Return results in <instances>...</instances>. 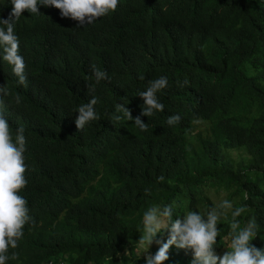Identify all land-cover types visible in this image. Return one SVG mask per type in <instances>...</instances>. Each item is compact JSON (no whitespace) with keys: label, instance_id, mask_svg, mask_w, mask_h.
<instances>
[{"label":"trees","instance_id":"16d2710c","mask_svg":"<svg viewBox=\"0 0 264 264\" xmlns=\"http://www.w3.org/2000/svg\"><path fill=\"white\" fill-rule=\"evenodd\" d=\"M39 13L15 24L26 83L0 58L4 115L13 134L25 129L20 195L37 216L6 264H145L138 240L149 207L171 204L176 218L224 199L245 206L237 219L256 223L252 243L264 248V0H119L84 26ZM93 65L107 79L96 83ZM160 76L164 110L142 116L141 131L115 105L127 103L135 117L139 92ZM87 83L99 119L78 130ZM231 219L229 210L218 222V253L228 249ZM167 239L161 230L148 251ZM168 256L164 264L192 260L175 245Z\"/></svg>","mask_w":264,"mask_h":264},{"label":"clouds","instance_id":"9594fccd","mask_svg":"<svg viewBox=\"0 0 264 264\" xmlns=\"http://www.w3.org/2000/svg\"><path fill=\"white\" fill-rule=\"evenodd\" d=\"M119 0H0V58L12 66V72L18 77L19 84L26 83V64L19 54V38L15 33V24L22 18L40 16V11L52 9L59 20L72 25L84 26L93 23L96 19L114 12ZM95 82L107 79V73L95 65L92 66ZM143 79V77H141ZM189 82H178L184 87ZM168 86L165 76L148 81L146 90L139 92L144 103L141 112L135 117L126 107L127 103L118 102L116 111L123 113L130 121H134L141 131H147L148 125L141 119L142 116L150 117L156 111H163L164 105L159 101L157 93ZM95 88L87 83V93L91 99L78 106L75 110L78 115L75 125L82 130L86 124L99 119L95 111L98 98L92 95ZM8 90L0 85V264H6L9 259V249L18 247V241L24 235V228L33 218L28 208L25 197L20 191L27 185L25 178L26 164L24 153L26 151V137L23 126L16 128L15 133L10 128L9 121L4 115V97ZM17 103L19 97L16 98ZM115 120L121 116L114 115ZM179 114L168 117L167 123L174 125L180 121ZM163 180V177L159 178ZM146 192L148 189L145 190ZM231 210V222L228 249L218 253L215 247L220 235L218 222L221 217H226ZM245 212V206L233 207L231 201L224 199L219 204L211 207L205 214L197 211H188L182 216L173 218V206L165 205L162 209L157 206L149 207L142 217L143 234L140 235L139 244L147 243L144 252L145 264H164L168 260L169 249L175 245L178 248L190 250L192 260L190 264H264V248L256 247L252 241L257 234V225L248 220L243 226L237 219ZM161 230H167L166 241H156L160 246L155 254L148 251L154 237ZM17 254L12 253L11 259H17ZM61 258H53L47 264H63Z\"/></svg>","mask_w":264,"mask_h":264},{"label":"rangeland","instance_id":"374dc122","mask_svg":"<svg viewBox=\"0 0 264 264\" xmlns=\"http://www.w3.org/2000/svg\"><path fill=\"white\" fill-rule=\"evenodd\" d=\"M228 244H229V243H228ZM228 244H227V245H228Z\"/></svg>","mask_w":264,"mask_h":264}]
</instances>
